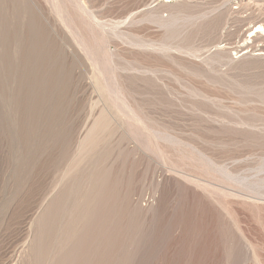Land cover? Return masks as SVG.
Listing matches in <instances>:
<instances>
[{
    "label": "rangeland",
    "instance_id": "1",
    "mask_svg": "<svg viewBox=\"0 0 264 264\" xmlns=\"http://www.w3.org/2000/svg\"><path fill=\"white\" fill-rule=\"evenodd\" d=\"M238 1L0 0V264H264Z\"/></svg>",
    "mask_w": 264,
    "mask_h": 264
},
{
    "label": "bare ground",
    "instance_id": "2",
    "mask_svg": "<svg viewBox=\"0 0 264 264\" xmlns=\"http://www.w3.org/2000/svg\"><path fill=\"white\" fill-rule=\"evenodd\" d=\"M47 1V0H46ZM85 1V0H84ZM168 1H170V0H161V2H168ZM237 1V0H236ZM243 0H239L238 1V3L239 2H242ZM82 2V1H81ZM51 3V2H50ZM56 3V2H55ZM77 3V2H76ZM83 3V2H82ZM236 3V2H235ZM80 4V3H79ZM78 4V5H79ZM84 4V3H83ZM81 5V6H77V8H79L80 9V11L79 12H83L82 14H84V12L86 11V7L84 6V5ZM164 4V3H163ZM48 5V4H47ZM165 5V4H164ZM163 5V6H164ZM241 5H242V3H241ZM240 5V6H241ZM41 6V5H40ZM70 6V5H69ZM255 6V5H254ZM259 6V5H258ZM256 7H257V5H256ZM47 8H49V7H47ZM54 8H56V7H54ZM58 8V7H57ZM53 9V8H52ZM57 11V10H56ZM88 11V10H87ZM87 11L85 12V13H87ZM54 12V11H53ZM49 13V12H48ZM51 13V12H50ZM62 11L59 9L58 10V12H57V16H58V20H59V18H61L62 19V21H61V19H60V21H61V24H62V26L64 27V28H66V29H68L69 31H70V25L67 23L66 24V21H64L63 20V18H62ZM68 13V12H67ZM89 13V12H88ZM44 14H45V12H44ZM56 14V13H55ZM54 14V15H55ZM87 15V14H86ZM93 15V14H92ZM95 15V14H94ZM45 17V16H44ZM47 17V16H46ZM84 17V16H83ZM87 17V16H86ZM89 17V16H88ZM95 17V16H94ZM252 17V16H251ZM90 18H92V17H90ZM99 18V17H98ZM87 19V18H86ZM96 19V18H95ZM45 20V19H44ZM68 20V19H67ZM92 20H93V18H92ZM46 21V20H45ZM48 21V20H47ZM87 21H88V19H87ZM54 22V21H53ZM93 22V21H92ZM55 23V22H54ZM70 23V22H69ZM89 22H87V24H88ZM96 23V22H95ZM95 23H93V25L95 24ZM49 24V23H48ZM57 24V23H56ZM71 24V23H70ZM76 24V23H75ZM85 24H86V21H85ZM253 28H252V30L254 29L255 31H254V34L250 37V39L247 41V39L246 40H244L245 42L243 43V44H241L240 45V47H243V48H248V49H250L252 52H253V55L254 56H257V57H259V56H262V54H263V51H264V44H258V41H261V42H264V21L263 20H261V19H257V20H255V22H253ZM51 25V24H50ZM92 24L90 25V27H92L93 26ZM96 25V24H95ZM94 25V26H95ZM78 26V25H77ZM82 26H84V25H82ZM88 26H89V24H88ZM97 26V25H96ZM101 26V25H100ZM50 27V26H49ZM48 27V28H49ZM87 27V26H86ZM72 28H74V27H72ZM76 28V27H75ZM74 28V29H75ZM82 28V27H81ZM88 28V27H87ZM56 30V29H55ZM61 30V29H60ZM59 30V31H60ZM77 30H78V28H77ZM251 30V31H252ZM75 31V30H74ZM91 31V30H90ZM98 31V30H97ZM242 31V30H241ZM76 32V31H75ZM94 32V31H93ZM248 33H250V32H248ZM76 34V33H75ZM75 37V36H74ZM243 40V39H242ZM79 41V40H78ZM236 42V41H235ZM260 43V42H259ZM81 44V43H80ZM226 45V44H225ZM224 45V46H225ZM234 45V44H233ZM229 46V45H228ZM231 47V46H230ZM233 49V48H232ZM233 51V50H232ZM250 51V52H251ZM245 52V51H244ZM243 54V51H240V50H237L236 52H234L233 53V56L235 57V58H239V57H241V55ZM247 54V53H246ZM264 56V55H263ZM94 62V61H93ZM7 259V258H6ZM5 259V260H6ZM7 261H9V260H7ZM11 261V260H10ZM8 264H9V262H8Z\"/></svg>",
    "mask_w": 264,
    "mask_h": 264
}]
</instances>
